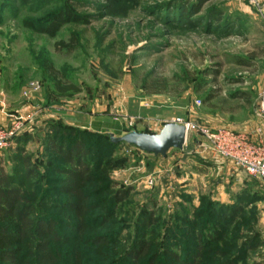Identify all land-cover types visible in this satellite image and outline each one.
Instances as JSON below:
<instances>
[{"label": "rangeland", "instance_id": "obj_1", "mask_svg": "<svg viewBox=\"0 0 264 264\" xmlns=\"http://www.w3.org/2000/svg\"><path fill=\"white\" fill-rule=\"evenodd\" d=\"M186 1L0 0V129H29L0 161L20 178L17 157L31 158L28 180L50 196L35 215L53 219L64 238L52 246L58 264H133L139 241L149 246L138 264H178L173 254L190 264H264V186L215 163L193 175L197 128L264 126V0H206L193 25L173 19ZM67 9L73 16L54 36L24 25L46 27ZM71 36L70 50L56 45ZM46 62L78 90L58 92ZM176 119L189 124L186 140L165 157L109 143L108 133H157ZM51 138H80L87 148L81 224L57 206L72 198L54 190L62 174L53 167L67 165L48 149ZM118 190L126 195L115 203ZM210 227L219 238L194 256L197 235ZM97 236L105 242L95 244ZM22 254L23 264H46Z\"/></svg>", "mask_w": 264, "mask_h": 264}, {"label": "trees", "instance_id": "obj_2", "mask_svg": "<svg viewBox=\"0 0 264 264\" xmlns=\"http://www.w3.org/2000/svg\"><path fill=\"white\" fill-rule=\"evenodd\" d=\"M20 1L23 2L26 0ZM205 1L187 0L186 3L180 6V18L177 15L172 18L184 21L187 25H193L192 16L197 13ZM72 16L73 14L67 9L66 12L55 15L46 27L38 28L32 22L28 21H25L24 25L34 31L54 36L58 29L68 19L70 20ZM221 20L222 18L220 16L216 18L217 23ZM73 42H75V37L71 36L69 42L59 40L56 42V45L70 50L74 46ZM45 69L50 78L53 81L55 80L54 86L58 92L65 93L78 90L74 84H62L57 79L58 72L53 69L50 63H45ZM28 135L29 133L24 132L14 137L13 142L20 143L27 140ZM108 140L110 144L117 145L110 141L109 135ZM46 145L58 159L67 165V168L53 167V171L62 174L59 180L61 186H57L58 188L54 190L69 195L72 200L59 201L57 206L64 208L66 211H71L74 218L81 224L83 223L84 212L87 210V205L85 204L86 197L81 185L92 179V176L89 174L90 162L84 159L87 155V148L80 138H77L70 145H64V143L57 144L51 138ZM17 161L20 163V168L23 173L20 178L14 172L5 170L0 161V264H23L22 252L24 249L40 263L58 264V257L56 253H53L52 246L54 242H60L64 238L56 229V224L53 219H46L42 216L35 215V208L41 206L44 201L49 200L50 196L45 192L46 189L41 188L39 180H28L31 176H35L31 158L29 156H22L21 153V156L17 157ZM40 190L41 192H39ZM42 190L45 191L42 192ZM125 195V191L118 190L114 195V202L117 203ZM235 214L236 211L232 213V216ZM232 216L226 217L228 220H231ZM78 227L80 228V226L77 225V230ZM218 233L215 227H210L209 230L203 233V236L198 234L193 255L197 256L199 254V249L202 247L203 242L217 240L219 238ZM93 242L99 244L105 241L102 236H97L93 239ZM254 245L255 243L253 241L247 247H253ZM148 246V242L139 241L136 248L131 249L128 255L132 258L133 264H138L137 259L146 252ZM172 256L178 264H190L183 261L177 254H173Z\"/></svg>", "mask_w": 264, "mask_h": 264}, {"label": "built area", "instance_id": "obj_3", "mask_svg": "<svg viewBox=\"0 0 264 264\" xmlns=\"http://www.w3.org/2000/svg\"><path fill=\"white\" fill-rule=\"evenodd\" d=\"M184 124L186 132L189 128L188 123ZM23 122H18L9 130L0 129V152L6 150L13 144L14 137L29 132L24 128ZM264 126L257 125L254 133L237 131L231 127L209 129L199 127L196 129L198 138L196 149L198 154L205 158L225 162L232 170L242 171L248 176L254 177L264 186ZM147 185H152L153 180L148 177Z\"/></svg>", "mask_w": 264, "mask_h": 264}, {"label": "water", "instance_id": "obj_4", "mask_svg": "<svg viewBox=\"0 0 264 264\" xmlns=\"http://www.w3.org/2000/svg\"><path fill=\"white\" fill-rule=\"evenodd\" d=\"M113 144L125 143L135 149L165 157L168 150H182L186 140V127L184 124L175 122L165 123L157 133L129 131L120 136L108 133Z\"/></svg>", "mask_w": 264, "mask_h": 264}, {"label": "crops", "instance_id": "obj_5", "mask_svg": "<svg viewBox=\"0 0 264 264\" xmlns=\"http://www.w3.org/2000/svg\"><path fill=\"white\" fill-rule=\"evenodd\" d=\"M259 124V123H258ZM257 127V126H256ZM256 127H254L252 130H246V129H243V128H235V130H237V131H245V132H250V133H254V129L256 128ZM231 128H233V127H231ZM234 129V128H233ZM263 131H264V128H263ZM264 137V136H263ZM184 146V145H183ZM183 149V148H182ZM198 161L200 162V163H198L196 166H195V171H194V173H193V175H196V174H198L200 171H201V169H204V168H202V166H204V167H206V168H208V167H211V166H213L214 165V163H215V166L217 167V168H222V169H224V170H226V171H229V170H232L225 162H222L221 160H214V159H211V158H209V157H205V158H203V157H201L200 155H199V158H198ZM233 172V171H232ZM196 173V174H195ZM236 175V174H235ZM202 176V175H201ZM233 176L234 175H232L231 173L230 174H228V180L226 179V181H229V185H231L230 183L233 181ZM201 179H203L202 177H201ZM230 186H229V188H226L225 187V191H226V193L227 192H229L230 191Z\"/></svg>", "mask_w": 264, "mask_h": 264}]
</instances>
